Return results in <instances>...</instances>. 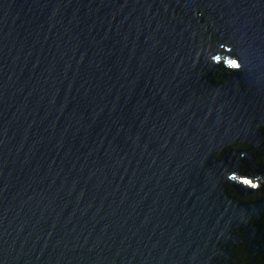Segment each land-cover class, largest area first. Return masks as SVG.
<instances>
[{
  "label": "water",
  "instance_id": "95a60500",
  "mask_svg": "<svg viewBox=\"0 0 264 264\" xmlns=\"http://www.w3.org/2000/svg\"><path fill=\"white\" fill-rule=\"evenodd\" d=\"M0 264H264V0H0Z\"/></svg>",
  "mask_w": 264,
  "mask_h": 264
},
{
  "label": "snow or ice",
  "instance_id": "6c2138e0",
  "mask_svg": "<svg viewBox=\"0 0 264 264\" xmlns=\"http://www.w3.org/2000/svg\"><path fill=\"white\" fill-rule=\"evenodd\" d=\"M214 59L219 60L220 58H219V57H214ZM237 64H238V62H237ZM244 183H245V184H250L251 181L245 180Z\"/></svg>",
  "mask_w": 264,
  "mask_h": 264
},
{
  "label": "bare ground",
  "instance_id": "6f19581e",
  "mask_svg": "<svg viewBox=\"0 0 264 264\" xmlns=\"http://www.w3.org/2000/svg\"><path fill=\"white\" fill-rule=\"evenodd\" d=\"M233 66H235V62H233Z\"/></svg>",
  "mask_w": 264,
  "mask_h": 264
}]
</instances>
